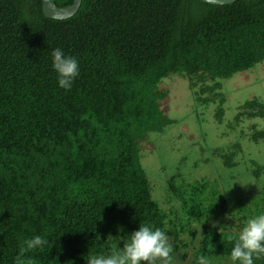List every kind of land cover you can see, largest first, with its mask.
Instances as JSON below:
<instances>
[{
	"label": "trees",
	"instance_id": "1",
	"mask_svg": "<svg viewBox=\"0 0 264 264\" xmlns=\"http://www.w3.org/2000/svg\"><path fill=\"white\" fill-rule=\"evenodd\" d=\"M55 48L78 60L70 90L58 84ZM262 61L264 0H81L66 19L46 18L40 0H0V264H15L36 235L47 243L25 264H86L119 251L140 224L170 236L172 264L230 256L233 234L264 214V184L235 197L217 178L175 173L158 202L141 153L176 121L160 106L163 78L196 77V103H222L218 80ZM215 114L221 120L223 108ZM243 117L264 118V102L241 103L234 120ZM250 139L264 140V130ZM225 147L223 164H238L239 144ZM253 166L255 176L264 170ZM219 217L227 222L213 227Z\"/></svg>",
	"mask_w": 264,
	"mask_h": 264
},
{
	"label": "rangeland",
	"instance_id": "2",
	"mask_svg": "<svg viewBox=\"0 0 264 264\" xmlns=\"http://www.w3.org/2000/svg\"><path fill=\"white\" fill-rule=\"evenodd\" d=\"M218 81V91L224 101L200 105L196 103L195 93L202 85L190 86L191 82H197L196 77L190 81L184 75L169 74L161 80L159 87L168 93L160 101V106L168 117L176 121L163 133L156 134L152 144H144L141 153V164L156 201L165 199L167 179L175 173L185 182L217 178L219 187L235 197L249 191L255 194L264 184V170L258 176L251 170L254 163H264V140L250 139L255 129L264 130V118L243 117L237 123L234 120L244 101L258 98L264 102V61L252 69ZM205 82L210 84L209 80ZM210 95L205 92L202 96ZM219 106L223 108L221 120L215 114ZM234 144H239L234 158L238 164L227 167L219 152ZM213 222V227H217L216 224H225L227 220L219 217ZM209 259L212 264H233L227 255L210 256Z\"/></svg>",
	"mask_w": 264,
	"mask_h": 264
},
{
	"label": "clouds",
	"instance_id": "3",
	"mask_svg": "<svg viewBox=\"0 0 264 264\" xmlns=\"http://www.w3.org/2000/svg\"><path fill=\"white\" fill-rule=\"evenodd\" d=\"M52 65L58 73V84L65 90H70L74 79L79 74L78 60L65 55L62 49L52 51ZM215 226V222H213ZM123 246L111 255L88 256L86 264H172L171 252L173 246L170 236L160 228L140 224L139 229L132 231L127 237H120ZM234 245L230 252V260L235 264H254V256L259 259L264 255V214L247 220V223L232 236ZM47 240L40 235L26 239L19 247L15 264H25L26 254L43 247ZM31 264V260L27 261ZM197 264H212L206 256H199Z\"/></svg>",
	"mask_w": 264,
	"mask_h": 264
},
{
	"label": "water",
	"instance_id": "4",
	"mask_svg": "<svg viewBox=\"0 0 264 264\" xmlns=\"http://www.w3.org/2000/svg\"><path fill=\"white\" fill-rule=\"evenodd\" d=\"M41 11L46 18L66 19L71 17L78 10L81 0H72V3L66 6H57L52 0H40ZM204 3L213 5H224L236 0H200Z\"/></svg>",
	"mask_w": 264,
	"mask_h": 264
}]
</instances>
